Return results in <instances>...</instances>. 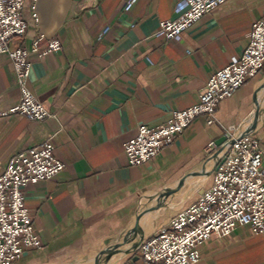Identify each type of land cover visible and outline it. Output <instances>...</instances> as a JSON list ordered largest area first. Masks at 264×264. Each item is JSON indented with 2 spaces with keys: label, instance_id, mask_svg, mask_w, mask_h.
Instances as JSON below:
<instances>
[{
  "label": "crops",
  "instance_id": "obj_1",
  "mask_svg": "<svg viewBox=\"0 0 264 264\" xmlns=\"http://www.w3.org/2000/svg\"><path fill=\"white\" fill-rule=\"evenodd\" d=\"M129 1L25 0L28 29L10 48L31 51L34 40L42 39L39 53L29 57L28 88L57 119L0 117V176L16 154L50 137L66 167L24 190L42 246L26 250L15 264H93L98 257L100 264H146L135 243L172 216L147 226L144 209L157 206L163 215L166 203L177 213L211 186L213 173L204 171L214 167L216 154L205 153L209 143L227 132L250 135L264 153V106H258L263 72L220 102L215 124L200 117L156 159L129 165L125 145L140 126L160 128L173 112L198 104L209 78L247 48L253 24L264 16V0H228L181 42L155 37L161 22L176 19L181 0H138L125 11ZM52 40H60L62 50L39 57ZM20 99L14 64L0 55V114ZM138 219L144 228L112 253L110 248L133 236ZM199 251V264H264V234L239 227Z\"/></svg>",
  "mask_w": 264,
  "mask_h": 264
},
{
  "label": "built area",
  "instance_id": "obj_2",
  "mask_svg": "<svg viewBox=\"0 0 264 264\" xmlns=\"http://www.w3.org/2000/svg\"><path fill=\"white\" fill-rule=\"evenodd\" d=\"M228 0H181L176 19L163 21L155 37L181 42L194 24ZM138 0H130L129 11ZM25 0H0V55L14 64L20 101L0 117L24 116L33 122L57 119L29 90L32 69L31 54L39 53L37 38L31 51L13 50L10 42L23 38L28 25L23 18ZM249 45L232 58L230 64L213 74L205 85L198 104L171 114L166 125L150 128L142 125L137 135L125 145L129 165L141 167L156 159L174 144L179 134L198 118L208 125L217 122L220 102L233 97L244 84L264 72V16L255 22L248 34ZM62 50L60 40H52L39 57ZM225 141L209 143L205 153L218 154L212 184L188 208L180 209L157 233L141 243L139 253L146 264H199L200 247L213 237L232 236L239 227L264 234V153L255 136H237L227 132ZM66 164L56 155L53 137L16 154L0 176V264H15L28 249L42 243L25 205L24 190L59 175Z\"/></svg>",
  "mask_w": 264,
  "mask_h": 264
},
{
  "label": "rangeland",
  "instance_id": "obj_3",
  "mask_svg": "<svg viewBox=\"0 0 264 264\" xmlns=\"http://www.w3.org/2000/svg\"><path fill=\"white\" fill-rule=\"evenodd\" d=\"M258 106H259V110L264 106V98H261L259 103H258ZM258 110V112H259ZM163 204V203H162ZM161 206V205H160ZM161 207L163 208H169V209H166L164 210L163 212V215H160L161 213H156V210H157V206H149V207H146V209H144L143 211V217L144 219L142 220V224H147V226H150L152 223H154L155 221H159L161 220L163 217L162 216H165L166 215V219H168L167 217L169 216H173L175 215L176 213V210L174 209V207L170 204H166L164 203ZM147 212H150V213H154L153 216L151 218H149L148 216H146V213ZM161 216V217H160ZM148 221V222H147ZM147 222V223H146ZM141 224V225H142ZM146 226V227H147ZM141 227V226H140ZM144 228V226L141 227V229ZM126 240V239H125Z\"/></svg>",
  "mask_w": 264,
  "mask_h": 264
},
{
  "label": "water",
  "instance_id": "obj_4",
  "mask_svg": "<svg viewBox=\"0 0 264 264\" xmlns=\"http://www.w3.org/2000/svg\"><path fill=\"white\" fill-rule=\"evenodd\" d=\"M258 111L256 110L255 114H254V118H255V115ZM225 141V138H222L219 142H217L218 145H221L223 142ZM215 159L217 160L218 159V154L215 155ZM216 169V165H214L213 168H211L209 171H204V173H207L209 175H212V173L215 171ZM204 193V192H203ZM202 193V194H203ZM141 231V227H140V224H139V219H138V223H137V227L135 228V230L133 231V236L131 235V238L129 236V238H127L126 240H123L121 243L117 244L116 246L110 248L111 252L116 254L119 252V248L123 245H126L128 243H130L132 241V238H135L137 236V233H139ZM141 244V240L139 239L136 243H135V247H139ZM101 263V260H100V257L96 258V260L93 262V264H100Z\"/></svg>",
  "mask_w": 264,
  "mask_h": 264
},
{
  "label": "bare ground",
  "instance_id": "obj_5",
  "mask_svg": "<svg viewBox=\"0 0 264 264\" xmlns=\"http://www.w3.org/2000/svg\"><path fill=\"white\" fill-rule=\"evenodd\" d=\"M258 113V112H257ZM257 113H256V115H255V117L257 116ZM255 121V118L253 119V122Z\"/></svg>",
  "mask_w": 264,
  "mask_h": 264
}]
</instances>
